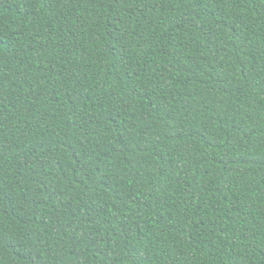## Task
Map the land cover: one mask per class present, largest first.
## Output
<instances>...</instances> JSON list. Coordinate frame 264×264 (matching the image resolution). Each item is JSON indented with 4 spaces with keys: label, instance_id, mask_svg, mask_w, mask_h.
<instances>
[{
    "label": "trees",
    "instance_id": "trees-1",
    "mask_svg": "<svg viewBox=\"0 0 264 264\" xmlns=\"http://www.w3.org/2000/svg\"><path fill=\"white\" fill-rule=\"evenodd\" d=\"M0 264H264V0H0Z\"/></svg>",
    "mask_w": 264,
    "mask_h": 264
}]
</instances>
